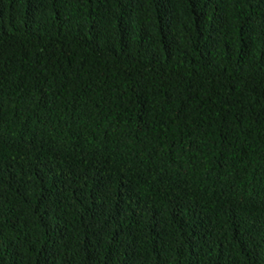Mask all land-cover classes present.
I'll list each match as a JSON object with an SVG mask.
<instances>
[{
	"label": "trees",
	"instance_id": "16d2710c",
	"mask_svg": "<svg viewBox=\"0 0 264 264\" xmlns=\"http://www.w3.org/2000/svg\"><path fill=\"white\" fill-rule=\"evenodd\" d=\"M0 264H264V0H0Z\"/></svg>",
	"mask_w": 264,
	"mask_h": 264
}]
</instances>
